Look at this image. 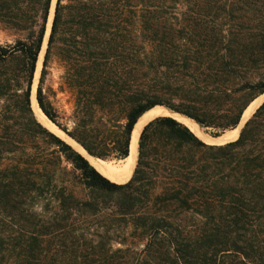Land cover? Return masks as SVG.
<instances>
[{
    "label": "trees",
    "instance_id": "16d2710c",
    "mask_svg": "<svg viewBox=\"0 0 264 264\" xmlns=\"http://www.w3.org/2000/svg\"><path fill=\"white\" fill-rule=\"evenodd\" d=\"M52 1L0 0V264H264V102L224 145L154 119L130 181H112L32 109ZM262 94L264 0L56 1L37 101L94 159H127L155 107L219 136ZM83 212L103 234H72Z\"/></svg>",
    "mask_w": 264,
    "mask_h": 264
},
{
    "label": "rangeland",
    "instance_id": "374dc122",
    "mask_svg": "<svg viewBox=\"0 0 264 264\" xmlns=\"http://www.w3.org/2000/svg\"><path fill=\"white\" fill-rule=\"evenodd\" d=\"M56 1L57 0H53L52 1V6H51L52 9H51V12H50L49 24H48L49 27H50V22H51V20L54 17ZM48 34H49V29H48V32H47V36H48ZM13 41H14V37L10 36V34H8V33L2 32L0 30V42L1 43H12ZM46 48H47V39L45 40V44H44V46L42 48L43 50L41 52L42 55L40 54L39 61H38V64H37L36 77H35L34 84H33V88L35 87V89H36V94H37V87H38V83H39V78H40V75H41V70H42V67H43V61H44V56H45V53H46ZM58 67L59 66H58L56 61H53L52 64L50 65L49 75H48V78H47V81H46L45 88H46L47 92L50 94V97H51V100H52L53 104L60 111L61 115L64 117L62 122L66 123L68 121L66 118L68 116H70V114L72 112L73 103L71 102L70 96L68 94L58 92L60 75L62 73L61 70ZM50 90H52V91H50ZM53 125H54L55 128H49V127L48 128L52 132L56 133L58 136H60L64 140H66L69 144H71L70 140H72V139L70 137L66 136L64 134V132L60 131L55 124H53ZM71 145L78 152H80L82 154L85 152V150L78 143L74 142V140H73V144H71ZM138 147H139V144H138ZM137 155H138V153H137ZM137 160L138 159H136V164H137ZM106 163L108 165V168L105 169V170L100 171L105 176L110 178L112 181H115V182L120 183V184H124V183H127L128 181H130L131 178L128 181H126V182H120V181H117L115 179V176L118 174L117 171H119L120 169H123L125 167V165H127V161L126 160L106 162ZM136 164H135V167H136ZM134 170H135V168H134ZM49 213L48 214L50 216H53V214H54L53 211H50ZM71 223L74 224V226H75V227H73L74 232L72 234L74 236H78V237H82V238L88 237L89 236L87 234L88 232L91 233V234H96V232L100 231L103 234L104 233V229L101 228V226L108 225V222H106V220L103 217H101V216L95 217L90 212H83V215L75 217L74 221L72 220ZM90 238H94V237H90ZM118 247H120V245L115 243L114 244V249H116Z\"/></svg>",
    "mask_w": 264,
    "mask_h": 264
},
{
    "label": "bare ground",
    "instance_id": "6f19581e",
    "mask_svg": "<svg viewBox=\"0 0 264 264\" xmlns=\"http://www.w3.org/2000/svg\"><path fill=\"white\" fill-rule=\"evenodd\" d=\"M42 55V54H41ZM40 71V70H39ZM39 73V72H38ZM264 100V97H261L257 99L255 102L252 103V105L248 108V110L245 112L243 121L241 125L239 126L238 129L236 130H231L228 131L223 137L217 139V140H212L207 138L206 136L203 135V132L199 125L189 119L188 117L180 114H173V118L177 119L179 122L187 126L192 132H194L200 139L207 143H225L228 141H232L237 139L239 136L240 129L245 122V120L255 111V109L260 105V103ZM31 104H32V109L35 113V115L38 117L39 121H41L45 126L49 128H55L53 123L47 119V117L42 113L38 106L37 98H36V89L35 87L33 88L32 96H31ZM170 113L165 110L163 107H155L149 111H147L138 121V123L134 127V131L132 133V139H131V148H130V155L127 159V165L123 169H120L117 171V175L115 176V179L120 182H126L128 181L133 174L135 164H136V159H137V153H138V142L139 138L141 135V132L143 131L144 127L153 119H155L158 116H165L169 115ZM63 134V133H62ZM70 140V139H69ZM71 144H73V140H70ZM75 142V141H74ZM84 152V151H83ZM85 157L91 162V164L99 171L105 170L108 168V165L105 161L99 160V159H94L93 157L89 156L85 152L83 153ZM102 173V172H101Z\"/></svg>",
    "mask_w": 264,
    "mask_h": 264
},
{
    "label": "water",
    "instance_id": "95a60500",
    "mask_svg": "<svg viewBox=\"0 0 264 264\" xmlns=\"http://www.w3.org/2000/svg\"><path fill=\"white\" fill-rule=\"evenodd\" d=\"M51 9H52V7H51ZM52 21H53V19L51 20V22H50V27L48 26V29H49V34H50V32H51V26H52ZM47 32H48V30H47ZM49 34H48V36L46 35V37H45V40L47 39V44H48V40H49ZM44 44H45V41H44ZM44 46V45H43ZM43 50V49H42ZM42 52V51H41ZM41 54V53H40ZM32 92H33V89H32ZM261 97H264V94H262V95H260L257 99H259V98H261ZM36 98H37V94H36ZM257 99H255L253 102H255ZM38 102V101H37ZM252 102V103H253ZM264 102V100L260 103V105L255 109V111L262 105V103ZM252 103L250 104V106L252 105ZM39 106V105H38ZM249 106V107H250ZM248 107V108H249ZM40 108V107H39ZM248 108L246 109V111L248 110ZM41 110V109H40ZM165 110H167L170 114L169 115H165V116H170V117H173L172 115L173 114H179V113H176V112H173V111H170V110H168V109H166L165 108ZM42 111V110H41ZM245 111V112H246ZM255 111L245 120V122L243 123V125H242V127H241V129H240V132H239V136H240V133H241V130H242V128L244 127V125L246 124V122L252 117V115L255 113ZM44 114V113H43ZM145 114V113H144ZM143 114V115H144ZM142 115V116H143ZM181 115V114H180ZM244 115H245V113H244ZM244 115H243V118H244ZM141 116V117H142ZM140 117V118H141ZM158 117H160V116H158ZM158 117H156V118H158ZM139 118V119H140ZM155 118V119H156ZM243 118H242V120H241V122H240V124H239V126L241 125V123H242V121H243ZM175 119V118H174ZM154 120V119H153ZM153 120H151L150 122H152ZM139 121V120H138ZM138 121H137V123H138ZM149 122V123H150ZM136 123V124H137ZM148 123V124H149ZM147 124V125H148ZM146 125V126H147ZM239 126L236 128V129H238L239 128ZM200 127V126H199ZM201 128V127H200ZM59 129V128H58ZM236 129H233V130H236ZM60 130V129H59ZM201 130H202V132H203V135L204 136H206L207 138H209V139H212V140H217V139H219V138H221V137H223L228 131H226V132H224L223 134H221V135H219V136H212V135H210L208 132H206L204 129H202L201 128ZM61 131V130H60ZM134 131V130H133ZM231 131V130H230ZM63 132V131H62ZM142 133V132H141ZM65 134V133H64ZM66 135V134H65ZM67 136V135H66ZM141 136V135H140ZM239 136L237 137V139L239 138ZM140 139V138H139ZM237 139H235V140H237ZM235 140H232V141H228V142H225V143H221V144H217V143H207V142H205V141H203V142H205L206 144H209V145H224V144H227V143H230V142H233V141H235ZM86 152V151H85ZM87 153V152H86ZM88 154V153H87ZM89 155V154H88ZM90 156V155H89ZM100 160V159H99Z\"/></svg>",
    "mask_w": 264,
    "mask_h": 264
}]
</instances>
